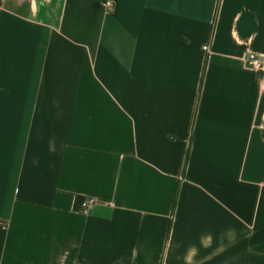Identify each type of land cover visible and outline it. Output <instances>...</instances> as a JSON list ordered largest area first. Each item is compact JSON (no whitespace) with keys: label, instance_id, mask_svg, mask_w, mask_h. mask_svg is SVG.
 Returning <instances> with one entry per match:
<instances>
[{"label":"crops","instance_id":"0c3cea01","mask_svg":"<svg viewBox=\"0 0 264 264\" xmlns=\"http://www.w3.org/2000/svg\"><path fill=\"white\" fill-rule=\"evenodd\" d=\"M246 53L264 0H0V264H264Z\"/></svg>","mask_w":264,"mask_h":264},{"label":"built area","instance_id":"2783aa9c","mask_svg":"<svg viewBox=\"0 0 264 264\" xmlns=\"http://www.w3.org/2000/svg\"><path fill=\"white\" fill-rule=\"evenodd\" d=\"M111 4L110 2L106 3V6L109 7ZM203 49L207 51L208 45H204ZM241 64L243 66L250 68V69H264V59L260 58L254 53H246L240 57ZM95 203V200L92 198H86L81 203V209H85L88 206ZM7 227L6 222L0 220V228L5 229Z\"/></svg>","mask_w":264,"mask_h":264},{"label":"trees","instance_id":"16d2710c","mask_svg":"<svg viewBox=\"0 0 264 264\" xmlns=\"http://www.w3.org/2000/svg\"><path fill=\"white\" fill-rule=\"evenodd\" d=\"M175 201H176V196H175V198H174L173 207H174V205H175ZM77 204H78V205H75V208H76V209H81V204H80V202H78Z\"/></svg>","mask_w":264,"mask_h":264}]
</instances>
